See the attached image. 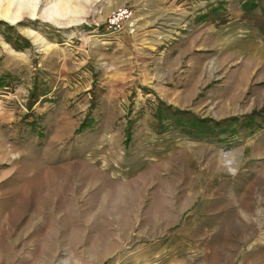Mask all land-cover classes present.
Masks as SVG:
<instances>
[{"label":"rangeland","instance_id":"374dc122","mask_svg":"<svg viewBox=\"0 0 264 264\" xmlns=\"http://www.w3.org/2000/svg\"><path fill=\"white\" fill-rule=\"evenodd\" d=\"M0 264H264V0H0Z\"/></svg>","mask_w":264,"mask_h":264},{"label":"built area","instance_id":"2783aa9c","mask_svg":"<svg viewBox=\"0 0 264 264\" xmlns=\"http://www.w3.org/2000/svg\"><path fill=\"white\" fill-rule=\"evenodd\" d=\"M120 9H122V8H120ZM125 9H127V8H124V10H117V11L112 12V14L109 15V20H108L109 23L111 25H114V26L117 25V27H120V25H118L119 24L118 20H119V18L123 17V13L127 14Z\"/></svg>","mask_w":264,"mask_h":264},{"label":"trees","instance_id":"16d2710c","mask_svg":"<svg viewBox=\"0 0 264 264\" xmlns=\"http://www.w3.org/2000/svg\"><path fill=\"white\" fill-rule=\"evenodd\" d=\"M159 110L162 111L161 109H159ZM166 110L167 111H173L172 108H171V105H167V104H166Z\"/></svg>","mask_w":264,"mask_h":264},{"label":"bare ground","instance_id":"6f19581e","mask_svg":"<svg viewBox=\"0 0 264 264\" xmlns=\"http://www.w3.org/2000/svg\"><path fill=\"white\" fill-rule=\"evenodd\" d=\"M26 5H24V7H25Z\"/></svg>","mask_w":264,"mask_h":264}]
</instances>
